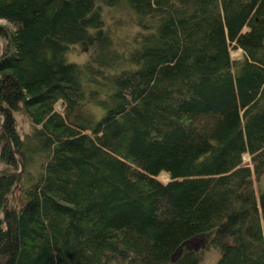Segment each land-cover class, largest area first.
<instances>
[{"label": "trees", "instance_id": "1", "mask_svg": "<svg viewBox=\"0 0 264 264\" xmlns=\"http://www.w3.org/2000/svg\"><path fill=\"white\" fill-rule=\"evenodd\" d=\"M0 20V264H264V0H0Z\"/></svg>", "mask_w": 264, "mask_h": 264}, {"label": "rangeland", "instance_id": "2", "mask_svg": "<svg viewBox=\"0 0 264 264\" xmlns=\"http://www.w3.org/2000/svg\"><path fill=\"white\" fill-rule=\"evenodd\" d=\"M105 10H107V8H105ZM107 14H111L110 11L107 10ZM114 18H106L107 23H110L112 25V27L114 28V30L116 31V33H121L124 35H126L127 33L128 36L126 35V38H131L132 35L136 32L137 27L135 25H133L130 21H127L126 18H117L115 17V14H112ZM120 22L118 23L117 21ZM0 23H4L5 25H7L8 27H10V23L8 21L5 20H0ZM126 24V25H125ZM132 34V35H131ZM129 39L126 41L127 45L126 46H122V47H127V46H132V44L130 43ZM122 45H125V43L122 42ZM2 48V40L0 39V50ZM89 51L82 47L81 45H75L73 46L70 51H69V58L73 61H77V62H84L88 59L89 57ZM241 54L240 51H232V55L234 57H239ZM57 107H60V105L58 104ZM92 110L95 113H98V108L95 106L92 108ZM16 118L18 121V129L21 132L22 135H25L26 133H28L32 127V123L31 120L29 119V117L23 113V112H16ZM2 114L0 113V122L2 123ZM4 128V126L2 125V128L0 129V131ZM244 159V163L248 164V165H252V160L249 154H245L243 156ZM2 168V164L0 162V169ZM160 179L167 181L169 179V175L166 173H162L161 176H159ZM257 176H254V179H256ZM264 186V174L261 176V179L256 181V187L257 188H261ZM218 256L219 253L217 250L215 249H209L207 251L204 252V254L201 257V260L199 261L198 264H215L216 261L218 260Z\"/></svg>", "mask_w": 264, "mask_h": 264}, {"label": "water", "instance_id": "3", "mask_svg": "<svg viewBox=\"0 0 264 264\" xmlns=\"http://www.w3.org/2000/svg\"><path fill=\"white\" fill-rule=\"evenodd\" d=\"M0 113L2 114L3 116V126H4V123H5V120H6V115L0 110Z\"/></svg>", "mask_w": 264, "mask_h": 264}, {"label": "bare ground", "instance_id": "4", "mask_svg": "<svg viewBox=\"0 0 264 264\" xmlns=\"http://www.w3.org/2000/svg\"><path fill=\"white\" fill-rule=\"evenodd\" d=\"M3 118V117H2ZM2 125H3V120H2V123H1V126H0V128H2Z\"/></svg>", "mask_w": 264, "mask_h": 264}]
</instances>
